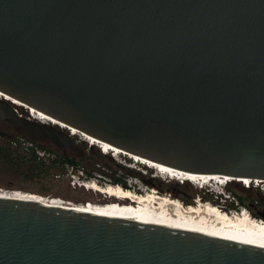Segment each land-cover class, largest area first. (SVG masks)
I'll use <instances>...</instances> for the list:
<instances>
[{
    "label": "water",
    "instance_id": "95a60500",
    "mask_svg": "<svg viewBox=\"0 0 264 264\" xmlns=\"http://www.w3.org/2000/svg\"><path fill=\"white\" fill-rule=\"evenodd\" d=\"M0 92L132 156L264 183V0H0ZM13 106L0 119L73 147ZM0 264H264V244L0 196Z\"/></svg>",
    "mask_w": 264,
    "mask_h": 264
},
{
    "label": "rangeland",
    "instance_id": "374dc122",
    "mask_svg": "<svg viewBox=\"0 0 264 264\" xmlns=\"http://www.w3.org/2000/svg\"><path fill=\"white\" fill-rule=\"evenodd\" d=\"M13 107L19 114L31 117L30 112L25 111V109L18 106ZM0 130L7 132L10 137L9 139L16 142L10 146L11 155L8 159L0 156V188L4 190L21 191L45 197L61 198L83 207H91L95 204L104 205L108 202L105 195L92 190H86L81 186V183L97 181L101 185L111 184L110 175L113 173L114 169H117L115 175L124 177L127 184L132 188V191L137 193H147L149 189L152 190L153 188L161 195L171 196L175 194L177 196L176 199L180 201L188 197H193L191 198V202L194 204L201 202L195 201L197 196H199V198H203L204 203L210 202L212 205L216 204V207L220 205L221 207L219 208H222V210L226 212L230 211L228 208L238 204L237 196L239 195L249 204V211L257 214H264L263 182L251 187L248 191H241L240 187H244L242 183L239 185L232 183V191L228 192L225 189L227 185L222 187L210 181L208 186H204L205 188L196 186V182H194L196 184L193 185L187 181V187H175L176 189H170L177 180L169 179L166 176L159 177L157 176V172L153 169L135 163L127 156L118 155L115 157L109 153L104 154L98 146L89 145L79 136H73V147L64 150L55 146L52 140L47 136L39 140L32 139L35 142L31 143L28 141L30 138L16 128L5 124L1 126ZM4 142V138L0 137V145L4 144ZM60 157L74 159L77 161L78 167L71 168L68 165L61 166L57 161L52 162ZM40 161L44 163V169L42 167L41 169L32 167ZM121 167H129L133 172H139L142 175L149 173L150 176L156 178L158 187L147 186L145 182L137 176L125 175L124 172H127V170ZM211 191L219 193L222 191L225 193L226 197L221 195L220 199L216 200V196L211 195ZM207 192H209V194H207ZM252 198L258 199V203H251ZM232 212L234 211L232 210Z\"/></svg>",
    "mask_w": 264,
    "mask_h": 264
},
{
    "label": "bare ground",
    "instance_id": "6f19581e",
    "mask_svg": "<svg viewBox=\"0 0 264 264\" xmlns=\"http://www.w3.org/2000/svg\"><path fill=\"white\" fill-rule=\"evenodd\" d=\"M0 98L9 100L14 105L30 112V118L59 125L61 128L67 129L72 137L79 136L88 144L98 146L103 153H109L115 157L118 155L127 156L135 163H140L156 170L157 175L166 176L172 180L182 179L190 183L196 182L197 184L202 183V181L207 178H210L209 181L211 182L212 178L218 177L185 173L137 156H132L119 148L100 142L75 128H71L49 115L35 110L33 107H29L23 102L1 92ZM226 178L232 180V178ZM236 181L242 182V179H237ZM255 185H259V183H255ZM81 186L86 190H92L105 195L108 202L104 205L95 204L91 207H83L61 198L45 197L34 193L10 191L1 188L0 196L27 199L33 202L79 212L134 220L142 223L157 224L192 232L264 244V220L253 217L245 208L242 209L241 213L235 211L229 213L231 211L226 212L223 211L222 208H219L221 207L220 205L216 207V205H212L210 202L204 203L199 198L195 201L201 202L194 205H185L182 201L172 196L161 195L156 189L149 190L147 193L142 194L129 189L126 190L121 186L111 184L101 185L97 181L83 182Z\"/></svg>",
    "mask_w": 264,
    "mask_h": 264
},
{
    "label": "trees",
    "instance_id": "16d2710c",
    "mask_svg": "<svg viewBox=\"0 0 264 264\" xmlns=\"http://www.w3.org/2000/svg\"><path fill=\"white\" fill-rule=\"evenodd\" d=\"M4 140H5V142H4V144H2V145H0V156H2L3 158H9V156L11 155L10 154V146H11V144H15L16 142L14 141V140H10V139H5L4 138ZM29 142H31V143H34L35 141L34 140H32V139H29L28 140ZM100 155V154H99ZM36 157V156H35ZM58 162V164H60L61 166H64V165H68V166H70L71 168H77L78 167V163H77V161H75L74 159H72V158H65V157H60L59 159H56V160H53L52 162ZM44 165V163L42 162V161H40V162H38L36 165H34V166H32V167H35L36 169H41V167L44 169L45 167L43 166ZM143 166H145V165H143ZM120 167V166H119ZM147 167V166H146ZM121 168H123V169H125V170H127V172H124L125 173V175H127V176H134V177H139V178H141L144 182H145V184L147 185V186H150V187H158V184L156 183V178L155 177H153V176H150V174L149 173H147V174H145V175H142V174H140L139 172H133V170H130L129 169V167H127V168H124V167H121ZM116 171H117V169H114L113 170V173L110 175V183L112 184V185H116V186H121L122 188H124V189H129V190H132V188L127 184V182H126V179L124 178V177H121V176H116L115 175V173H116ZM88 174L91 176V174L88 172ZM101 176H102V174H101ZM232 183H236L237 185H239V184H241V182H239V181H236V180H230V181H228V183H227V186L225 187V189H226V191H228V192H231L232 190H231V184ZM187 185H188V182L187 181H184V182H182V183H179L178 181L177 182H175V184L174 185H172L171 187H170V189H174L175 187L176 188H178V187H187ZM243 186V185H242ZM251 187H253V185L251 184L250 185V187H240V189H241V191H248ZM175 188V189H176ZM153 189V188H152ZM207 194H209V192H207ZM171 195V194H170ZM211 195H214L213 193L211 194ZM172 197H175V198H177V196L174 194V195H171ZM211 197V196H210ZM191 198H193V197H188V198H185V199H183L182 201H183V204H185V205H193L194 203H192L191 202ZM199 198V196H197V199ZM213 198V197H212ZM200 200H202L203 201V198L201 199V198H199ZM237 199H238V204L236 205V206H234V207H231V208H228L231 212H232V210L233 211H235V210H237V211H239L240 209H241V207H243V208H245V209H247L248 211L250 210V206H249V204H247V202H245L244 200H243V198L241 197V196H237ZM196 200V199H195ZM204 201H206V200H204ZM195 202V201H194ZM258 203V199H256V198H252L251 199V203ZM214 205H216V204H214ZM242 208V209H243ZM250 213H251V215L253 216V217H255V218H259V216H258V214L257 213H254V212H251V211H249Z\"/></svg>",
    "mask_w": 264,
    "mask_h": 264
},
{
    "label": "flooded vegetation",
    "instance_id": "af4514ba",
    "mask_svg": "<svg viewBox=\"0 0 264 264\" xmlns=\"http://www.w3.org/2000/svg\"><path fill=\"white\" fill-rule=\"evenodd\" d=\"M26 111V110H25ZM21 116H23V114H20ZM28 116V115H27ZM8 125V126H11L8 122H7V120H4V119H0V128H1V126L2 125ZM12 127V126H11ZM14 128V127H13ZM1 132H4L5 133V135L4 136H0V137H3V138H10L9 137V134L7 133V132H5V131H2V130H0Z\"/></svg>",
    "mask_w": 264,
    "mask_h": 264
},
{
    "label": "built area",
    "instance_id": "2783aa9c",
    "mask_svg": "<svg viewBox=\"0 0 264 264\" xmlns=\"http://www.w3.org/2000/svg\"><path fill=\"white\" fill-rule=\"evenodd\" d=\"M17 113H18V112H17ZM18 114H19V113H18ZM19 115H20V114H19ZM89 145H90V144H89ZM102 153H103V152H102ZM104 154H105V153H104ZM182 181H183V180H182V179H180V181H179V182H180V183H182ZM254 182H255V183H258L257 181H254ZM252 185H253V186H255L254 184H252Z\"/></svg>",
    "mask_w": 264,
    "mask_h": 264
},
{
    "label": "clouds",
    "instance_id": "9594fccd",
    "mask_svg": "<svg viewBox=\"0 0 264 264\" xmlns=\"http://www.w3.org/2000/svg\"><path fill=\"white\" fill-rule=\"evenodd\" d=\"M223 195L225 196V193L223 192ZM226 197V196H225Z\"/></svg>",
    "mask_w": 264,
    "mask_h": 264
}]
</instances>
